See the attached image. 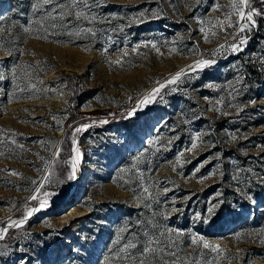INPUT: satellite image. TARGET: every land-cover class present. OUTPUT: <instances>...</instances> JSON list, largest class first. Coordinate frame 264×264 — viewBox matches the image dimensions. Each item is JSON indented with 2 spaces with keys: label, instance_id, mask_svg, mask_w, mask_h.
Returning a JSON list of instances; mask_svg holds the SVG:
<instances>
[{
  "label": "rangeland",
  "instance_id": "rangeland-1",
  "mask_svg": "<svg viewBox=\"0 0 264 264\" xmlns=\"http://www.w3.org/2000/svg\"><path fill=\"white\" fill-rule=\"evenodd\" d=\"M35 3L0 0V227L39 207L33 195H55L22 227L9 229L0 241V264H104L109 249L114 253L134 235L142 242L144 231L158 235L165 226L184 232L174 249L181 264H264L260 16L254 17L255 27L240 33L247 40L242 50L232 52L228 33L238 29L227 23L212 28L207 21L215 24L228 13L238 21L233 0H89L95 22L66 17L69 22L56 29L46 17L51 6L34 11ZM250 4L264 9V0ZM89 27L94 37L67 34ZM148 41L159 52L144 47ZM137 44L141 47L133 51ZM220 45L225 47L217 51ZM200 59L216 62L139 104L157 81ZM251 61L263 69L259 77L246 73L244 63ZM84 124L90 127L75 134L81 162L69 180L73 129ZM194 136L203 143L185 151ZM50 173V182L37 193ZM203 176L209 178L201 183ZM221 200L209 216L208 207ZM191 234L223 253L217 258L210 249L197 248ZM118 235L123 239L114 246Z\"/></svg>",
  "mask_w": 264,
  "mask_h": 264
},
{
  "label": "snow or ice",
  "instance_id": "snow-or-ice-1",
  "mask_svg": "<svg viewBox=\"0 0 264 264\" xmlns=\"http://www.w3.org/2000/svg\"><path fill=\"white\" fill-rule=\"evenodd\" d=\"M45 5H50V9L46 11V17L48 20L51 21L50 27L53 29H56L58 27H63L66 23L69 21L66 20V17H73L77 20L83 19L85 21H88L89 23H93L96 21V16H91L90 18V9L91 4L89 3V0H36V3L33 5L34 11H39L41 8H43ZM219 5H217L216 10H219ZM232 11L235 12V14L238 17V21L233 22L229 19L231 13H228L225 15V18L223 20L217 19L215 24L211 20L207 21V24H209L212 28H215L219 26L220 28H223V25L225 23L228 24L230 28H237L238 31L235 33H228V35H232L233 40L231 43H228V47L231 49L232 52H239L241 51V46L245 45L247 43V40L240 35V33L245 32L246 30H250L252 27L256 26V19L254 17L261 16L262 13H264V9H257L255 7H252L250 4V0H233V3L231 5ZM89 10V11H85ZM145 15L144 12L140 13V17H143ZM45 19L42 17V20ZM57 21H60L61 23H57ZM204 23V22H201ZM200 32L204 34L203 38L205 41L209 39L208 32L204 27L200 28ZM69 36L75 35L77 37L83 38V36L90 34L91 36H95L96 32L93 28H85L81 29L80 31H77L76 33H67ZM212 36H216L217 32L212 31ZM46 38V37H45ZM238 41V43H237ZM144 47L150 46L152 49L159 52V48L157 45L151 41H148L143 44ZM141 47L140 44H137L135 48H133V51H136ZM225 45H220L217 51L220 49H223ZM90 50V49H85ZM105 52L107 49L104 50ZM171 52H176L177 50L175 48H172L170 50ZM11 55V53H9ZM124 55H127V52L124 53ZM216 61L212 59H200L194 62V64L188 65L187 69H181L180 71H177L175 74L170 75L169 78L161 83L157 81V87L153 88L151 92L144 95V97L140 100L139 104L144 105L152 100L155 99L157 95L160 94L161 90L167 87L168 85H176L180 82H182V79L188 74V72H194L198 70H203L204 68L211 66ZM116 63H120L119 60L116 61ZM13 76L15 77V70H13ZM0 79H4V76L0 74ZM38 83H43V81L38 80ZM31 89H36L35 85H29ZM176 89L173 88V91ZM21 92L25 91V89H20ZM38 91V90H37ZM47 91V89H45ZM15 96V93H13V97ZM29 98H32L31 96ZM217 103H221V101H217ZM250 103H255V101H250ZM242 110V109H241ZM218 111V109H217ZM134 112L130 111L128 113L129 116L133 115ZM55 119V117H53ZM59 123V121H58ZM101 123H107V121H101ZM90 125L84 124L77 126L73 129L72 133V148H71V155L69 159L66 161V163L70 166L71 171L68 173V179H74L75 174L77 171V166L81 162L82 154L80 152L79 147L77 146V139L75 137L76 133H79L81 131L86 130ZM62 130V129H61ZM3 131V130H0ZM232 139L235 140L236 137L232 136ZM203 143L200 136H194L192 139L191 145L185 149V151L191 152L198 148L199 143ZM0 143H3V141H0ZM12 144H16L15 140L11 141ZM20 148H23V145H19ZM54 155L58 158L60 155V150L58 149ZM0 156H4L3 152H0ZM183 156V152L180 153L177 157V163L180 162L181 157ZM139 160V157H137V161ZM203 165H201L202 167ZM133 167H135V164H133ZM175 170V169H174ZM127 171V170H122ZM196 171H199V168L196 169ZM251 171V170H250ZM11 175H18L17 172L12 171L10 173ZM209 175H215V173H210ZM51 178V173L48 176L44 177V181L39 185V187L36 188V192L39 193L41 189H43L45 183H49ZM140 178H143V174H140ZM208 176L199 177V182H203L205 179H208ZM261 179H264V177H260ZM33 184L36 183V181H32ZM144 193H148L151 197V193H149V189L145 187L143 189ZM165 192L168 191V189H164ZM52 195H55V193L52 192H43V197L41 198L38 195H33L31 197L32 200H38L39 207H33L27 210L26 215L20 220H11L8 223L7 227H0V241L4 240L9 229L10 228H19L22 227L29 217H31L35 212L40 211L41 209L48 206V198ZM219 195V194H218ZM223 204V201H218L217 203H214L210 205L207 209V212L209 216L214 215L215 211L221 207ZM172 211H178V209L173 208ZM196 219L200 220L201 216L200 214L196 215ZM206 222V220H205ZM151 227L153 229H158V225L151 224ZM121 233L126 231V229H120ZM242 234H236L235 239L239 240L241 238ZM247 235H253V233H248ZM259 236V234H256ZM184 236V232L182 230L174 229L171 227L165 226L163 230H159L158 235L156 231H144L143 232V241L141 242V239L137 236H133L132 239L127 240L121 247L117 248L114 253H112V250L109 249L110 255H107L104 257V264H112L113 259L116 261L123 262V264H181V261L177 258V251L174 249H179L180 244L182 243L181 237ZM123 239L122 236L118 235L116 240L114 241V246L120 244L121 240ZM261 243H264V239L260 240ZM190 243L192 245H196L197 248H199L201 245L204 249H210L211 252L217 253V258L219 254L223 253V249L219 247V245H213L208 240H206L203 236L191 234ZM203 255V253H200ZM190 264H200L199 261H192ZM205 264H213V262H207L205 261Z\"/></svg>",
  "mask_w": 264,
  "mask_h": 264
},
{
  "label": "trees",
  "instance_id": "trees-1",
  "mask_svg": "<svg viewBox=\"0 0 264 264\" xmlns=\"http://www.w3.org/2000/svg\"><path fill=\"white\" fill-rule=\"evenodd\" d=\"M260 23L262 24V28H264V16L259 17ZM259 34L264 35V32H261ZM255 48V47H254ZM245 64V69L247 74H251L254 77H259V75L262 74V70L260 67L256 66L255 62H246Z\"/></svg>",
  "mask_w": 264,
  "mask_h": 264
}]
</instances>
